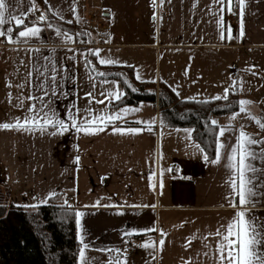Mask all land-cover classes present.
I'll use <instances>...</instances> for the list:
<instances>
[{
  "label": "crops",
  "instance_id": "obj_1",
  "mask_svg": "<svg viewBox=\"0 0 264 264\" xmlns=\"http://www.w3.org/2000/svg\"><path fill=\"white\" fill-rule=\"evenodd\" d=\"M101 1L5 0L0 125L17 122L8 119L23 123L43 108L54 120L64 121V129L51 124L43 132L38 127L0 128V206L29 209L61 195L83 214L76 216L77 264H82L84 244L86 264H218L214 234L241 210L230 204V199L239 200L230 182L235 179L239 185L240 179L228 167L232 149L242 143L241 132L260 142L247 146L256 156L246 161L256 169L247 173L256 194L246 208L264 225V113L259 110L264 109V0H245L242 14L239 0H154L151 29L141 20L140 30L130 23L126 31L108 24L98 31L100 12L104 18L111 15ZM234 3L239 6L236 26L230 20ZM27 13L44 18L49 13L71 32L46 18L31 23ZM13 17L23 18L24 26H17ZM91 19L97 23L94 29ZM25 27L40 31L22 39L18 33ZM113 45L134 51L112 61L122 65H101L132 68L135 81L154 83L155 93L162 84L181 101H211L235 93L238 102H250L244 113L238 109L211 119L217 127L212 159L194 141L191 129L159 121L157 103L111 108L123 96V85L97 78L87 54ZM159 56L162 75L140 80L139 70L147 72ZM126 83L136 92L133 83ZM251 111L257 119L247 115ZM113 116L117 118L107 119ZM218 152L219 163H214Z\"/></svg>",
  "mask_w": 264,
  "mask_h": 264
},
{
  "label": "trees",
  "instance_id": "obj_2",
  "mask_svg": "<svg viewBox=\"0 0 264 264\" xmlns=\"http://www.w3.org/2000/svg\"><path fill=\"white\" fill-rule=\"evenodd\" d=\"M45 18L46 23L71 32L69 25L51 14L46 13ZM34 24H40V21ZM87 64L97 78L118 80L123 85V96L111 103V108L134 106L141 102L157 103L159 121L169 128L191 129L194 141L209 160L215 155L217 130L211 119L239 109L235 93L226 99L181 101L165 85L160 84L158 93H155L154 83L136 82L130 67L98 66L92 51L87 54ZM125 80L133 83L136 92L128 87ZM79 249L76 212L61 195L53 196L45 205L29 209L10 207L6 210L0 206V264H77Z\"/></svg>",
  "mask_w": 264,
  "mask_h": 264
},
{
  "label": "snow or ice",
  "instance_id": "obj_3",
  "mask_svg": "<svg viewBox=\"0 0 264 264\" xmlns=\"http://www.w3.org/2000/svg\"><path fill=\"white\" fill-rule=\"evenodd\" d=\"M220 3H224V0H219ZM231 3V0H229ZM241 5V14L243 13V5L245 0H239ZM7 5L5 0H0V25L5 24V17L4 11ZM41 21L45 18L41 16ZM17 26L23 27L24 20L21 17H13ZM11 32V29H8ZM40 31L39 28H27L22 30L18 33V35L22 39H30L37 36L38 32ZM5 33L0 31V36H4ZM241 35H243V27H241ZM221 38L223 39V33L221 34ZM9 41L11 42L12 37L9 35ZM94 55H99L98 52L94 53ZM100 64H110L112 61L107 60H100ZM104 75V73H101ZM53 79H55L53 77ZM91 96V93L88 94ZM110 96L114 94L110 93ZM115 98L119 99V95L115 94ZM227 98V93L224 97ZM35 99V98H30ZM219 99V97H217ZM97 103H104V101H97ZM240 108L239 111L244 113L247 111V105L250 104L249 101H240ZM30 111H37L35 107H30ZM43 113L42 116L38 119L37 116L40 113ZM37 116L26 117L24 122L21 123L19 120L15 124H2L0 128L6 130H25V131H32L34 128L38 127L41 132L46 131L47 125L51 124L53 128L59 127L60 129H64V121L62 120H54L52 116H49L47 112H44V109L41 108L39 112H37ZM116 116L107 117L108 120L116 119ZM235 118V117H234ZM97 120H103L104 117H97ZM41 120L43 124H41ZM215 123V122H213ZM27 126V127H26ZM262 129H264V124L260 125ZM72 127H77L75 123L72 124ZM55 134V133H53ZM220 135L223 136V130L220 131ZM241 144H238L237 147L232 149V156L229 157L230 163L228 167L230 170H235L239 174L240 183L239 185L236 184L235 179L230 182V187L233 189V192L239 197L238 204L233 202L230 199V204L233 207H239V210L233 219L226 225H222L221 229H217L216 233L214 234L217 237L216 242V258L218 264H264V250H262V246H264V225L257 224L251 216L249 215L246 206L252 203L251 197L254 196L256 193L253 192L250 185L252 184V180L248 178V172H255L256 169L252 167L250 163H247L249 159H255L256 156L253 152L248 150L247 146L252 144H258L259 141H255L250 137H247L243 132H241ZM223 147V145H221ZM239 152V162L238 165L236 163L237 153ZM219 152L217 154L216 160L214 163H219ZM79 158H77L78 162ZM82 213L77 212L76 216H82ZM79 224V220H77ZM154 229H148L147 231H153ZM83 244V240L81 241ZM160 244L163 245V241H160ZM145 248L154 247L151 244H144L142 245ZM88 245L84 244L83 248L80 253V258L82 264H86V258L84 249H87ZM111 251V250H108ZM118 251V250H117ZM116 264H120V261L117 260Z\"/></svg>",
  "mask_w": 264,
  "mask_h": 264
},
{
  "label": "rangeland",
  "instance_id": "obj_4",
  "mask_svg": "<svg viewBox=\"0 0 264 264\" xmlns=\"http://www.w3.org/2000/svg\"><path fill=\"white\" fill-rule=\"evenodd\" d=\"M101 4L103 7L106 9H109L111 11V15H109V18H104L103 13L100 12V15L98 17V21L100 23V28L98 31L103 29L104 26H111L113 29L119 28L124 31H126V27L132 23V25H135L138 30H140L139 23L142 21L146 22V24L150 27L151 29V13L153 15L154 11V0H102ZM142 20V21H141ZM134 26V27H135ZM118 29H115V31ZM151 33V30H150ZM115 40V39H114ZM122 42H125L127 40V37L123 36L121 39ZM117 40L114 42V44L118 45ZM122 44V43H121ZM115 45V46H116ZM108 49V48H106ZM105 48H98L96 52L99 53V55L96 57V64L98 66H107V65H101L100 60H107V61H119L121 58L125 57V55L130 54V52L134 50L130 49H123V50H118L117 47L111 46L109 49L106 50ZM161 56L159 58H154L152 61H150V69L147 70V72H141L139 70L138 73V78L140 80H156V76L159 77L162 75V68L159 66V63H156L157 60H161ZM122 65L120 63H110V65ZM136 79V78H135ZM118 81V80H116ZM120 82V81H119ZM129 86L132 88V85L129 84ZM252 110H255L254 107H251ZM260 111L264 113L263 108H259ZM15 113H13L12 117H15ZM251 119H257L252 114V111L247 114ZM6 121L7 119H3ZM12 120L17 121L18 119H8L7 122L10 123Z\"/></svg>",
  "mask_w": 264,
  "mask_h": 264
},
{
  "label": "built area",
  "instance_id": "obj_5",
  "mask_svg": "<svg viewBox=\"0 0 264 264\" xmlns=\"http://www.w3.org/2000/svg\"><path fill=\"white\" fill-rule=\"evenodd\" d=\"M238 13H239V6L237 3H234L231 7V12H230V20L233 23V25H237L238 23ZM41 16L39 14H33V13H27L25 15V19L31 23L39 21ZM90 27L92 29L97 27V23L95 22L94 19L89 20Z\"/></svg>",
  "mask_w": 264,
  "mask_h": 264
}]
</instances>
